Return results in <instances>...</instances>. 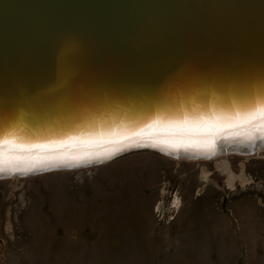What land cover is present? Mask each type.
I'll return each mask as SVG.
<instances>
[{
    "label": "water",
    "instance_id": "obj_1",
    "mask_svg": "<svg viewBox=\"0 0 264 264\" xmlns=\"http://www.w3.org/2000/svg\"><path fill=\"white\" fill-rule=\"evenodd\" d=\"M262 98L264 0H0V156H104L38 162L18 176L138 149L166 154L158 143L215 148L263 124L264 113L198 133L153 124L189 108H255ZM122 122L131 127L117 137L70 139Z\"/></svg>",
    "mask_w": 264,
    "mask_h": 264
},
{
    "label": "rangeland",
    "instance_id": "obj_2",
    "mask_svg": "<svg viewBox=\"0 0 264 264\" xmlns=\"http://www.w3.org/2000/svg\"><path fill=\"white\" fill-rule=\"evenodd\" d=\"M253 151L138 149L0 178V264H264V149Z\"/></svg>",
    "mask_w": 264,
    "mask_h": 264
},
{
    "label": "bare ground",
    "instance_id": "obj_3",
    "mask_svg": "<svg viewBox=\"0 0 264 264\" xmlns=\"http://www.w3.org/2000/svg\"><path fill=\"white\" fill-rule=\"evenodd\" d=\"M264 101V98H262ZM190 111L184 112L183 119L178 118V120H174L172 117H164L159 118L161 120L155 121L153 124L154 129H176L175 131H180V133H186L184 131H191V132H207L211 131L216 127H226L233 124L243 123L246 120L252 119L253 117L263 114L264 113V102L259 103L255 108H247L246 110L243 109L241 111H236V109L232 111L223 110L221 108L209 110V112H194L197 108H189ZM192 115V116H190ZM171 116V115H169ZM259 116H257L258 118ZM256 118V119H257ZM138 119V118H136ZM177 119V118H175ZM242 121V122H241ZM136 123V122H135ZM134 124V123H132ZM109 126L110 128H106ZM99 129H104L101 131H92L83 133L74 137H71L72 140L84 141V143H88L86 141H90L92 139H110L113 137H117L120 134H126L130 129L129 122H122L119 124L111 123V124H103L97 125ZM137 127V126H136ZM106 128V129H105ZM139 129L131 128V130L135 131ZM184 130V131H182ZM243 131V130H242ZM174 132V131H169ZM189 134V133H188ZM262 135V136H261ZM7 134H4L2 139H6L5 137ZM11 141L14 143H24L29 142L30 138H23L20 136L10 137ZM27 139V140H26ZM48 140L50 138H47ZM10 140V139H8ZM63 140V139H61ZM58 141V140H56ZM196 142L200 140H195ZM55 142L53 140H49V143ZM82 144V143H81ZM160 151L171 155L175 158H186L191 160L196 159H210L216 157L218 155H227L231 152L247 154L252 153L251 151L255 150H263L264 149V123L257 125V127L249 128L247 131L241 132L236 135L227 136L222 138L219 141L217 147H207V148H200L199 145L197 146H185L181 145V147H177L176 145L170 143H158L157 144ZM7 149V148H6ZM9 150V147L8 149ZM254 152V151H253ZM3 153V152H2ZM3 156H0V177L4 174L10 175V177H18V174H25L28 173V169L36 166L40 168L38 162L46 163L47 165H61V164H84L86 161L91 162L92 160H101L104 156H100L97 158L95 156L89 157L88 159L84 160H76L73 161L72 159L67 160H59L60 156H37L34 155L32 157L23 156V157H16L11 153H3ZM69 157V156H68ZM31 161V163H30ZM9 162V163H8ZM84 162V163H83ZM26 163V164H25ZM43 163V164H44ZM10 165V166H9ZM43 166V165H42ZM219 168L221 171L227 172V167L225 163H219ZM4 173V174H3ZM2 174V175H1ZM9 175H4V177H9ZM231 181L235 178L234 175L230 174ZM243 178V177H242Z\"/></svg>",
    "mask_w": 264,
    "mask_h": 264
}]
</instances>
